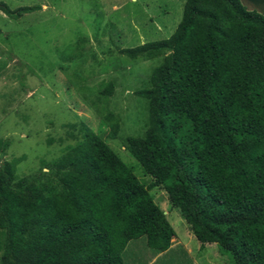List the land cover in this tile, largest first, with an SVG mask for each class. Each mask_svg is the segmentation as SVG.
<instances>
[{
  "label": "trees",
  "instance_id": "16d2710c",
  "mask_svg": "<svg viewBox=\"0 0 264 264\" xmlns=\"http://www.w3.org/2000/svg\"><path fill=\"white\" fill-rule=\"evenodd\" d=\"M246 1L254 8L185 0L169 38L120 49L163 57L136 91L148 100L145 135L125 142L149 186L84 121L69 125L75 143L34 173H18L22 157L0 160V264H127L139 239L166 251L176 231L150 193L157 186L202 244L235 264H264V0ZM34 9L0 2L12 18ZM114 91L103 83L98 96ZM99 112L117 135L120 117Z\"/></svg>",
  "mask_w": 264,
  "mask_h": 264
},
{
  "label": "rangeland",
  "instance_id": "374dc122",
  "mask_svg": "<svg viewBox=\"0 0 264 264\" xmlns=\"http://www.w3.org/2000/svg\"><path fill=\"white\" fill-rule=\"evenodd\" d=\"M11 9H36L12 18L0 10V160L22 159L20 175L53 164L75 140L69 125L81 121L134 168L149 186L139 162L127 150L128 136H144L148 100L136 94L150 87L153 69L163 57L131 58L120 52L146 42L169 38L183 16L185 0H0ZM250 9L248 1L242 0ZM114 82L115 91L101 101L103 83ZM102 108H99V107ZM120 117L113 135L99 110ZM79 134V130L76 132ZM155 201L184 242L200 258L215 264H235L216 243L202 244L190 230L167 192L150 189ZM131 254L134 246L129 243ZM129 264H134L129 262Z\"/></svg>",
  "mask_w": 264,
  "mask_h": 264
},
{
  "label": "crops",
  "instance_id": "0c3cea01",
  "mask_svg": "<svg viewBox=\"0 0 264 264\" xmlns=\"http://www.w3.org/2000/svg\"><path fill=\"white\" fill-rule=\"evenodd\" d=\"M168 214V212H166ZM176 231V230H175ZM136 244L131 254L128 253L126 263L134 264H215L213 258L202 259L193 250L191 244L184 242L177 234L172 239V245L166 251L156 253L151 249L145 239L131 242ZM207 244V243H206ZM201 248L204 244H200Z\"/></svg>",
  "mask_w": 264,
  "mask_h": 264
}]
</instances>
